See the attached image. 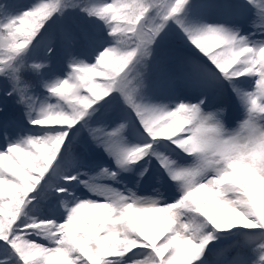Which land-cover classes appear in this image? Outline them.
<instances>
[{
    "label": "snow or ice",
    "instance_id": "6c2138e0",
    "mask_svg": "<svg viewBox=\"0 0 264 264\" xmlns=\"http://www.w3.org/2000/svg\"><path fill=\"white\" fill-rule=\"evenodd\" d=\"M187 5L189 0H85L80 10L104 25L110 42L99 47L92 63L69 52L65 76L44 82L56 104L35 110L17 87L19 74L25 67L39 72L47 63L26 64L22 54L61 9V0H37L23 11L9 0L0 3V75L12 82L7 95H19L17 102L25 104L31 126L21 135L17 121L0 120V264H204L214 232L264 230V144H253L239 160L233 157L241 136L255 133L252 121L264 122V41L250 42L223 25H190L180 18ZM260 15L264 17V8ZM169 21L204 57L209 71L233 86L248 117L238 129L225 133L223 109L204 112V99L195 104L181 100L171 108L147 100L144 77L136 66L150 55V45ZM51 54L49 46L46 55ZM242 77L251 83L250 91L237 87ZM117 98L126 118L109 126L102 110ZM127 114L135 118L145 142L128 145ZM100 116L104 120L89 127ZM82 122L118 167L155 158L168 178L184 182L178 198L158 203L111 193L98 201L73 197L69 205L61 194L71 195L68 188L78 180L70 174L61 177L64 186L49 193L59 198L64 218L27 217L24 209L41 194L45 178L59 168ZM225 135L229 139L221 140ZM214 146L224 166L205 175L213 164L206 153ZM177 149L198 152L200 158L180 169L181 164L165 155ZM79 183L89 186L84 180ZM152 227L159 231L153 233ZM236 264H264V241Z\"/></svg>",
    "mask_w": 264,
    "mask_h": 264
},
{
    "label": "rangeland",
    "instance_id": "374dc122",
    "mask_svg": "<svg viewBox=\"0 0 264 264\" xmlns=\"http://www.w3.org/2000/svg\"><path fill=\"white\" fill-rule=\"evenodd\" d=\"M3 2L4 0H0V3ZM9 2L16 5L18 11H23L37 0H9ZM84 2L85 0H61V9L45 24L30 51L22 54L27 57L26 64L45 60L47 63V66L39 72L25 67L19 74L17 87L25 92L26 98L35 110L44 105L56 104V98L47 92L44 82L51 83L57 77L65 76L69 71L67 63L69 52L77 60L92 63L99 47L106 46L110 42L104 25L95 17H90L80 10V5ZM262 8H264V0H255L254 4H249L248 0H189V5L185 6L180 18L194 26L223 25L238 30V34L248 37L250 42L264 41V30H262L264 17L260 15ZM49 46L53 48V54L46 55ZM150 50V55L136 66V70L144 77L145 95L149 102L168 105L171 108L181 100L195 104L200 99H204L205 104L201 106L204 112H213L218 108L224 110L222 121L229 130L235 128L237 122L244 119V109L236 92L233 91V86L223 77H219L218 73L209 71L210 66H207L204 57L188 43L174 23L169 21L150 45ZM99 79L102 78H97ZM240 79L241 83L237 87L250 91L249 80L243 77ZM9 92H12V82L7 76L0 75V120L17 121L23 135L24 131L31 129L25 116L26 106L17 102L20 98L17 93L7 95ZM102 111L109 117V126L112 122L126 118L118 98ZM127 118L129 127L126 129L125 138L128 145L145 142L142 131H137L135 118L130 114H127ZM102 120L104 117L100 116L97 121L90 122L89 127H97ZM79 127L80 130L75 133L59 168L45 178L41 186L42 191L37 190L41 191V194L34 200L33 209L26 213L27 217L38 218L43 215L57 220L64 218L65 211L56 210V207H60L59 198L49 193H54L59 183L55 179L67 171V162L70 163L74 158H78L77 155L82 154L86 146L90 147V151H94L86 158L83 157L88 165L77 162L74 169H80L75 170L73 174L78 175L79 180L87 181L89 186L86 187L79 182L71 183V189L78 190L79 196H92L94 199L103 200L111 193L131 198L136 194L142 196L149 192L157 196V198L149 197L156 198L158 203H171L178 198L180 192L177 185L168 180V175L155 158L146 156L137 164L118 167L113 157L110 159V161L113 159L112 162L106 161L105 157L112 155L106 152L103 146L99 154L96 153L100 145L92 139L83 122ZM32 132L36 134L35 130ZM11 138H15V132ZM3 144L4 137L0 135V147ZM154 147L157 150L161 149L160 144ZM165 155L181 165H188L192 161V157L185 156L178 149L165 152ZM109 164L111 166H107ZM89 168L90 170L83 171ZM111 173L116 174L115 178ZM61 197L67 200L62 194ZM137 198L146 199L147 195ZM79 200L84 201V198ZM151 231L156 233L159 227H152ZM213 235L216 238L206 247L204 264H236L238 260L250 255L251 248L264 241V230L243 227L214 232ZM40 242L47 243V241ZM236 248L238 250L235 253Z\"/></svg>",
    "mask_w": 264,
    "mask_h": 264
},
{
    "label": "clouds",
    "instance_id": "9594fccd",
    "mask_svg": "<svg viewBox=\"0 0 264 264\" xmlns=\"http://www.w3.org/2000/svg\"><path fill=\"white\" fill-rule=\"evenodd\" d=\"M253 103H255V101H253ZM224 111V110H222ZM204 115H207V113H204ZM248 117L245 115L244 119H242L241 121H238L236 124V127L233 129H238L239 126L243 123V121L245 119H247ZM253 127L255 129V133L253 135H250L249 133L245 132L241 138L239 139L238 143V148L234 151L233 157L236 160H239L242 158V154L247 151L248 149H250L253 144H264V122H261L259 119H254L252 121ZM221 125L225 131V133H228L230 131H232L233 129L229 130L227 129L224 124L223 121L221 120ZM221 140H228V136H223L220 138ZM183 151V149H181ZM217 147L214 146L212 149H210L207 153H206V157L208 160L213 161V164L210 168L207 169V171L204 173L205 175L208 172H213L215 173L216 171L220 170L223 168L224 166V162H223V158L222 156L216 154L217 152ZM185 154L192 156V160L196 161L200 158V154L198 152H186ZM193 164L192 162L188 165H181L180 169H186L189 167H192ZM180 169H177L178 171ZM166 174L168 175V173L166 172ZM169 179L175 183L178 187V190H181V187L183 185V181L174 178L173 176H169ZM197 179H199V177H197Z\"/></svg>",
    "mask_w": 264,
    "mask_h": 264
},
{
    "label": "bare ground",
    "instance_id": "6f19581e",
    "mask_svg": "<svg viewBox=\"0 0 264 264\" xmlns=\"http://www.w3.org/2000/svg\"><path fill=\"white\" fill-rule=\"evenodd\" d=\"M151 199V198H150ZM85 200H89V201H92V200H90V199H85Z\"/></svg>",
    "mask_w": 264,
    "mask_h": 264
}]
</instances>
